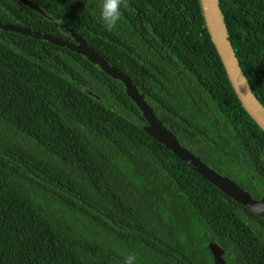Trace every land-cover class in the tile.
<instances>
[{
  "label": "trees",
  "instance_id": "trees-1",
  "mask_svg": "<svg viewBox=\"0 0 264 264\" xmlns=\"http://www.w3.org/2000/svg\"><path fill=\"white\" fill-rule=\"evenodd\" d=\"M0 0V21L63 37L60 20L145 94L182 145L264 194V132L241 107L198 0H128L108 31L102 0ZM264 107V0H219ZM119 82L86 58L0 29V264H264V221L144 131ZM242 184V185H241ZM241 208V209H238ZM253 222V223H252ZM208 232L214 236L208 237Z\"/></svg>",
  "mask_w": 264,
  "mask_h": 264
},
{
  "label": "water",
  "instance_id": "water-1",
  "mask_svg": "<svg viewBox=\"0 0 264 264\" xmlns=\"http://www.w3.org/2000/svg\"><path fill=\"white\" fill-rule=\"evenodd\" d=\"M16 1L31 11L36 12L44 19L54 21L51 15L47 14L39 5L31 0ZM198 1L205 28L220 59L232 91L237 97L243 110L264 132V107L254 95L246 76L242 72L237 55L229 40V34L224 20V14L220 8L219 0ZM57 22L63 25L69 34L70 40L49 33H44L39 30H33L1 21L0 29L42 40L61 48H66L75 54L83 56L89 63L96 65L102 73L122 85L126 96L141 113L145 121L143 131L148 136L157 141L186 166L199 174L231 200L264 221V196L260 200L254 199L252 195L238 183L213 169L198 155L182 145L178 137L162 124L155 114L153 107L148 103L146 95L140 93L138 87L129 77L112 65L103 55L90 46L66 23L60 20H57ZM209 250L213 257L214 264H224L221 257L223 251L217 244H210Z\"/></svg>",
  "mask_w": 264,
  "mask_h": 264
},
{
  "label": "clouds",
  "instance_id": "clouds-1",
  "mask_svg": "<svg viewBox=\"0 0 264 264\" xmlns=\"http://www.w3.org/2000/svg\"><path fill=\"white\" fill-rule=\"evenodd\" d=\"M121 6L128 9V0H102L100 19L106 30L112 31L117 26L122 17ZM136 259L135 254H129L125 256L123 264H135Z\"/></svg>",
  "mask_w": 264,
  "mask_h": 264
},
{
  "label": "flooded vegetation",
  "instance_id": "flooded-vegetation-1",
  "mask_svg": "<svg viewBox=\"0 0 264 264\" xmlns=\"http://www.w3.org/2000/svg\"><path fill=\"white\" fill-rule=\"evenodd\" d=\"M236 182V181H235ZM242 185V184H241ZM243 188L246 190V191H248L251 195H252V197L254 198V199H256V200H260L263 196H264V194H262L260 197H257L256 196V194L254 195L252 192H253V190H252V188H251V184H247L246 186H243ZM238 209H241V208H238ZM254 215V214H253ZM256 216V215H255ZM257 217V216H256ZM253 223V222H252ZM250 228H251V230H254V232H256L257 234H259V236L262 238V239H264V228H261V227H257L256 229H255V225H251L250 226ZM214 233H211V232H208V234H207V236L208 237H211V236H214L213 235ZM210 244H217L220 248H221V250L223 251V254L221 255V257H222V259H223V261H224V264H225V260H224V255L226 254V252H228L229 250H227V241L225 240V239H223V238H220V237H216L215 238V241H211L210 243H208V249H209V245ZM210 251V250H209ZM211 254V253H210ZM212 256V255H211ZM212 263L214 264V261H213V257H212Z\"/></svg>",
  "mask_w": 264,
  "mask_h": 264
},
{
  "label": "rangeland",
  "instance_id": "rangeland-1",
  "mask_svg": "<svg viewBox=\"0 0 264 264\" xmlns=\"http://www.w3.org/2000/svg\"><path fill=\"white\" fill-rule=\"evenodd\" d=\"M0 130H1V128H0Z\"/></svg>",
  "mask_w": 264,
  "mask_h": 264
}]
</instances>
